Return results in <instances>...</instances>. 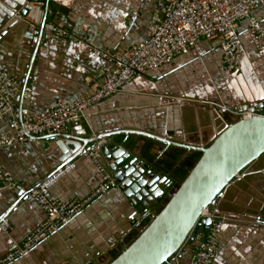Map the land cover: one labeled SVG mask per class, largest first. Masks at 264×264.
<instances>
[{
  "label": "crops",
  "instance_id": "1",
  "mask_svg": "<svg viewBox=\"0 0 264 264\" xmlns=\"http://www.w3.org/2000/svg\"><path fill=\"white\" fill-rule=\"evenodd\" d=\"M42 1L44 8L30 0H0V64L18 82L3 91L15 95V108L0 122V137L13 134L14 117L22 119L58 100L71 102L92 94L104 77L102 53L122 52L142 43L153 16L161 13L159 0ZM255 16L264 31V9ZM55 26L74 36L73 40L60 41ZM240 33L248 59L239 71H227L220 42L202 39L187 55L137 78L89 109L81 122L62 135L87 141L144 132L209 146L225 129V122L235 124L241 119L233 113H253L264 104V39L255 41L247 22L240 24ZM45 138L0 148V259L20 247L47 219L23 191L36 188L74 157L72 152L82 149L78 146L65 155L66 142ZM123 138L127 139L119 140ZM128 139L140 146L135 153L143 161L168 174L171 193L202 156L140 136ZM92 146L71 162L76 169L53 187L55 200L83 201L102 186L109 168L103 153L97 162L89 157ZM121 149L133 150L126 144ZM5 174L13 178L15 188ZM224 205L229 211L226 217L231 218L220 235L215 264H264V162L232 186ZM136 210L115 184L96 195L59 233L12 264H110L151 222L150 214L141 218ZM201 246L192 237L178 255V263L192 262Z\"/></svg>",
  "mask_w": 264,
  "mask_h": 264
},
{
  "label": "built area",
  "instance_id": "2",
  "mask_svg": "<svg viewBox=\"0 0 264 264\" xmlns=\"http://www.w3.org/2000/svg\"><path fill=\"white\" fill-rule=\"evenodd\" d=\"M30 3L45 7L42 0H30ZM159 6L161 13L153 16L148 36L142 43L122 52L102 53L106 61L104 77L92 94L71 102L58 100L40 113L22 119L14 117L10 123L13 134L0 137V148L65 133L70 126L81 122L89 109L113 97L137 78L172 64L176 57L187 55L202 39L220 42L226 56L227 71H239L248 58L240 33L242 22L248 23L249 32L255 41L260 42L264 39L263 27L255 16L256 11L264 9V0H159ZM54 33L63 42L73 40L74 37L59 26L54 27ZM17 83L9 71L0 64V122L8 113H13L15 108V95L3 91L7 87L14 88ZM233 115L245 120L255 116L249 112H236ZM107 144V140L97 138L88 155L99 161ZM75 169V163H68L52 173L38 187L23 191L28 198L39 204L45 211L47 219L20 247L0 259V264H12L23 258L43 241L59 233L84 211L96 195L115 185L112 174L106 171L104 183L92 197L83 201L55 200L51 194L53 187ZM5 178L7 183L15 188L13 178L9 174H5ZM202 220L211 221L208 231L203 229L204 226L198 227L191 236L201 241L202 246L192 262L183 264H215L219 252V238L226 218L217 216L208 208L203 212L199 222Z\"/></svg>",
  "mask_w": 264,
  "mask_h": 264
},
{
  "label": "water",
  "instance_id": "3",
  "mask_svg": "<svg viewBox=\"0 0 264 264\" xmlns=\"http://www.w3.org/2000/svg\"><path fill=\"white\" fill-rule=\"evenodd\" d=\"M216 111L219 112V109ZM253 114V118L238 119L235 124L225 122V129L207 147L184 144L144 132L108 134L98 138L110 140L103 155L115 184L137 207L141 218L150 214L151 221L110 264H177L176 256L192 240L195 229L211 225L210 220L199 222L206 209L211 208L219 217L231 218L226 217L229 216L224 205L226 193L264 162V104ZM121 136L127 139L119 140ZM132 136L151 139L166 147L199 152L202 156L182 184L171 193V178L135 153L140 146L128 141V137ZM48 138L66 142L62 148L65 155L78 146L82 148L78 154L79 151L72 152L74 157H70L62 167L86 154L88 146L96 142V139L83 141L62 134ZM122 144L133 150L124 151ZM158 206L159 209H155ZM261 218L264 222V216Z\"/></svg>",
  "mask_w": 264,
  "mask_h": 264
},
{
  "label": "rangeland",
  "instance_id": "4",
  "mask_svg": "<svg viewBox=\"0 0 264 264\" xmlns=\"http://www.w3.org/2000/svg\"><path fill=\"white\" fill-rule=\"evenodd\" d=\"M247 59H248V58H247ZM247 59H246V60H247ZM244 63H245V62H244ZM88 153H89V152H88ZM89 157H90V156H89ZM90 158H91V157H90ZM92 159H93V158H92ZM100 159H101V158H100ZM93 160H94V159H93ZM95 160L98 161V159H95ZM95 160H94V161H95ZM106 168H107V167H106ZM107 169H108V168H107ZM47 178H48V177H47ZM47 178H46V179H47ZM44 180H45V179H44ZM44 180H43V181H44ZM43 181H42V182H43ZM42 182H41V183H42ZM41 183H40V184H41ZM40 184H39V185H40ZM37 187H38V186H37ZM218 249H220V242H219V244H218ZM218 253H219V252H218Z\"/></svg>",
  "mask_w": 264,
  "mask_h": 264
},
{
  "label": "trees",
  "instance_id": "5",
  "mask_svg": "<svg viewBox=\"0 0 264 264\" xmlns=\"http://www.w3.org/2000/svg\"><path fill=\"white\" fill-rule=\"evenodd\" d=\"M203 229H204L205 231H208V227H206V226H204Z\"/></svg>",
  "mask_w": 264,
  "mask_h": 264
},
{
  "label": "bare ground",
  "instance_id": "6",
  "mask_svg": "<svg viewBox=\"0 0 264 264\" xmlns=\"http://www.w3.org/2000/svg\"><path fill=\"white\" fill-rule=\"evenodd\" d=\"M47 137H50V136H47ZM42 137H40V138H37V139H41Z\"/></svg>",
  "mask_w": 264,
  "mask_h": 264
},
{
  "label": "clouds",
  "instance_id": "7",
  "mask_svg": "<svg viewBox=\"0 0 264 264\" xmlns=\"http://www.w3.org/2000/svg\"><path fill=\"white\" fill-rule=\"evenodd\" d=\"M243 113V112H242Z\"/></svg>",
  "mask_w": 264,
  "mask_h": 264
}]
</instances>
